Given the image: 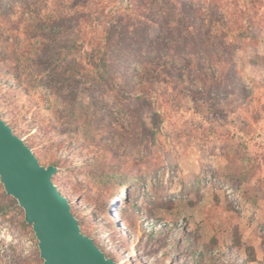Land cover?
Segmentation results:
<instances>
[{"label":"rangeland","instance_id":"rangeland-1","mask_svg":"<svg viewBox=\"0 0 264 264\" xmlns=\"http://www.w3.org/2000/svg\"><path fill=\"white\" fill-rule=\"evenodd\" d=\"M181 1L0 0V111L118 264H264V0H187L198 28ZM151 50L185 81L146 104L107 75ZM22 217L0 210V264L41 263Z\"/></svg>","mask_w":264,"mask_h":264},{"label":"water","instance_id":"water-1","mask_svg":"<svg viewBox=\"0 0 264 264\" xmlns=\"http://www.w3.org/2000/svg\"><path fill=\"white\" fill-rule=\"evenodd\" d=\"M128 6L130 0H120ZM55 164H43L0 111V182L23 209L32 226L42 264H118L85 233L69 198L53 176Z\"/></svg>","mask_w":264,"mask_h":264},{"label":"trees","instance_id":"trees-1","mask_svg":"<svg viewBox=\"0 0 264 264\" xmlns=\"http://www.w3.org/2000/svg\"><path fill=\"white\" fill-rule=\"evenodd\" d=\"M214 1H222V0H214ZM225 1V0H224ZM226 1H236V0H226ZM252 1V0H251ZM193 2L194 1H187V0H184V1H181V3H180V6L182 7H184V6H186V10H185V12H186V14H187V9L188 8H190V9H193L192 10V13H189L191 16H193L194 15V18L192 19V21H184V20H181V19H178V21H176L180 26L181 25H183V27H188L189 25H191L192 27H195V28H198V27H200V26H202V24L201 23H198V21L196 20V17H195V14H197V13H195L197 10L194 8V6H193ZM214 3H216L215 5L219 8L220 7V5H219V3H217V2H214ZM233 4V3H232ZM232 4H226V6H227V8H229V6L230 5H232ZM169 6V5H168ZM254 6V5H253ZM130 8H131V6H130ZM129 9V8H128ZM177 9V7H176V5H174L170 10H172V11H175ZM196 10V11H195ZM164 14H165V12H164ZM164 14H163V16H160V20H158L157 22H156V24H158V25H160V26H162V27H165V26H172L173 25V21L172 20H170L168 17H165L164 16ZM162 17V18H161ZM233 25H236V24H238L239 23V21H233V22H231ZM113 24V23H112ZM230 24V23H229ZM245 25H244V28L246 29V30H251V29H253V26H255L256 25V23H255V21H253V19L251 18V17H249V18H247L246 20H245V23H244ZM226 25H228V22H227V24ZM138 28V27H137ZM231 28V27H230ZM138 29H135V30H133V32L132 31H130L131 32V34H130V32H128L127 34L128 35H138V36H142L141 34L139 35L138 34ZM200 32H201V30H200ZM133 33V34H132ZM129 39H130V36H129ZM166 39V37H164L162 34L161 35H159L155 40L153 39H148V37L147 38H145V40H151L150 41V43H152V45H157V44H159V43H162V42H164V41H166L165 40ZM144 40V41H145ZM108 41V40H107ZM131 42H135V41H131ZM217 47H218V45H216V43L214 44V48H216V53H217ZM145 53V52H144ZM151 54H153V51L151 50V51H147L146 52V59H147V63H146V65H151L152 67H150V68H144V69H137V68H133L132 69V71H128L129 73H124V72H122L121 71V73L122 74H120L121 75V77H122V79L120 80L119 78H117V77H112L111 75H107V77L110 79V81L111 82H113V83H115V84H117L118 83V85L120 86V88H130V86L132 85L133 87H139L140 88V90H141V92H142V94L141 95H139L138 96V98L140 99V100H142L144 103H150V101L152 100V89L150 90V89H147L146 88V85L147 84H149V80H153L154 81V79L155 78H158V76H160L161 74H167V75H169L170 77H173V78H175V79H177L180 83H183L184 81H185V75H184V71H185V69H181V68H176V67H171V68H169V67H165V66H161V63H157L158 62V60H159V57H157V56H153V57H151ZM92 58L94 57V56H91ZM157 61V62H156ZM160 66L162 67L161 69H158V68H160ZM154 71V72H153ZM8 73H9V71H7ZM103 72H105V71H103ZM125 72H127V71H125ZM176 73H178L179 75H176ZM11 78H18V75L17 74H15V73H10V75H9ZM151 83V82H150ZM131 84V85H130ZM151 84H153V83H151ZM132 87V88H133ZM3 117L6 119V117L4 116V114H3ZM7 121V120H6ZM8 122V121H7ZM9 123V122H8ZM10 124V123H9ZM11 125V124H10ZM13 127V126H12ZM14 129V128H13ZM15 131V130H14ZM38 155V154H37ZM39 157V156H38ZM53 164H55V165H57V163L54 161L53 162ZM53 179H54V176H53ZM115 197V195H112V196H110L109 197V199L110 198H114ZM3 198H5L6 200H5V205L3 206V205H1L0 204V210L1 211H5V212H7V209H12V208H15V209H17L18 211H20L22 214H23V217H22V220H21V225L23 226V227H25V228H27L30 232H31V234H32V237L34 238V239H36V237H35V234H34V231H33V229H32V226L30 225V224H28V223H26V221L24 220V212H23V209L18 205V202H17V200L14 198V197H12V196H9V195H7L6 194V192L5 191H3ZM71 205H72V211L74 212V214L77 216V218H78V221H79V223H80V225L82 226V224H81V221H80V218L78 217V215L76 214V212H75V209H74V203H71ZM83 230V229H82ZM84 231V230H83ZM85 232V231H84ZM85 233H87V232H85ZM88 235H90L89 233H87ZM91 236V235H90ZM95 241L100 245V247L106 252V250L103 248V246L95 239ZM35 244L37 245V240L35 241ZM37 249H38V247H37ZM106 254L107 255H109V256H111L112 257V254H110V253H108V252H106ZM193 260H197L196 258H194ZM40 264H42V259H41V263ZM199 264H201V262L199 263Z\"/></svg>","mask_w":264,"mask_h":264}]
</instances>
